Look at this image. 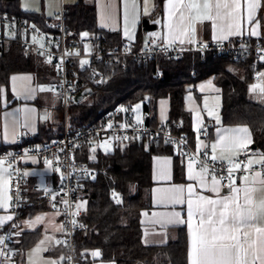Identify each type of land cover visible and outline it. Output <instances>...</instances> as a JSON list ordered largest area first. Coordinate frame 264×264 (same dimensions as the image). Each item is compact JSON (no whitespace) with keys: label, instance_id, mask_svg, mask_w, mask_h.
<instances>
[{"label":"trees","instance_id":"16d2710c","mask_svg":"<svg viewBox=\"0 0 264 264\" xmlns=\"http://www.w3.org/2000/svg\"><path fill=\"white\" fill-rule=\"evenodd\" d=\"M164 1L154 0L151 18L161 15ZM0 15L33 23L43 32L53 35L57 33L53 20L22 11L18 0H0ZM65 25L73 31L67 43H75L81 34L90 33L99 35L105 46L125 44L114 33L97 28L94 7L82 0L66 8ZM10 28L14 29L13 26ZM142 33L140 27L135 42L131 44L134 49L141 48ZM14 34L19 37L17 29ZM258 69L264 71V63H260ZM253 71L250 60L230 62L222 58H208L201 62L198 55L188 54L178 60L159 57L147 63L129 60L122 66H100L98 73L92 76L85 72H75L72 76L76 95L86 89L89 93L81 100L75 97L69 102L68 125L71 129L100 126L107 123L108 117L111 124L136 122L131 119L130 109L138 102L141 103V120L157 128L156 103L161 98H168L169 117L164 126L174 129L172 124L179 122L180 128L175 129V132L183 134L189 145L193 146V135L189 127L190 113L185 109L184 101L185 93L189 90L187 85L195 86L197 82L212 77L215 87L220 89L218 109L221 123L246 126L253 143L264 154V105L248 97V88L254 83ZM21 72L33 73L37 81L43 84H50L55 79L52 69L40 55L14 42L2 43L0 86L7 84L10 74ZM193 91L200 103V93L195 88ZM58 102L56 122L40 126L37 135L25 143L41 146L61 134L63 115L59 99ZM115 111L118 113L115 114ZM146 113L149 118L143 119ZM213 126V123H207L208 137L211 136ZM71 152L78 163L108 167L104 177L76 180V186L85 200L81 220L86 223V228L78 239V250L87 257L84 264L90 263L88 252L94 250L100 253L99 261L112 264H187V236L184 227L169 229L165 245H144L141 242L139 221L140 212L150 208L152 157L170 155L176 166L184 159V153L179 147L158 137L148 139L146 144L128 139L118 141L107 152H101L92 143L81 144L72 148ZM42 209V206L34 203L27 207L23 215L26 212L32 215ZM23 238L25 240L21 250L35 241V235Z\"/></svg>","mask_w":264,"mask_h":264},{"label":"crops","instance_id":"0c3cea01","mask_svg":"<svg viewBox=\"0 0 264 264\" xmlns=\"http://www.w3.org/2000/svg\"><path fill=\"white\" fill-rule=\"evenodd\" d=\"M78 0H18L19 7L24 12H30L40 14L43 17L53 20L56 23V15L60 9H64L77 3ZM86 4H90L95 9V22L98 29L114 33L117 35L119 41L123 43L132 44L137 38L139 28L141 27L142 20L148 19L151 26L155 25L154 29L148 32L142 33L141 47L145 41L149 38H155L160 44L166 45L165 38L167 36L169 23L168 14L165 5L167 0L162 4L161 15L156 18H151L154 9V0H148L147 12L144 13V0H135L136 12L135 20L133 21V0H82ZM202 2V0H200ZM127 10V22L125 20V12ZM195 15V12L192 13ZM213 15L215 13L213 12ZM241 15L243 17L241 24V34L229 36L227 39H215V36L219 35V25L227 23L226 21L216 20L214 27L213 20L205 19L203 21L195 22V35L192 36V40L206 42H237V41H260L264 42V0H261V7L256 10L255 19L259 21L258 35H251V29L253 25L247 22L246 4L244 0H241ZM179 13L173 18V23L178 22ZM188 21H185L187 24ZM33 24V23H31ZM34 25V24H33ZM35 26V25H34ZM36 27V26H35ZM131 35V39L125 35V30ZM191 35V34H190ZM188 42V38H185L184 44L174 43L172 45H188L192 44ZM262 78L259 82H254L256 86L254 93V101L264 105V92L261 91L264 88V71H262ZM15 77V79H13ZM41 89H45L41 91ZM49 89L51 87L48 84L39 83L33 73L21 72L13 73L8 77L6 85L0 86V147L13 148V142L16 137L21 138L23 144L26 147H39L40 145H29L25 143L28 139H32L37 135L39 127L43 125H50L56 122V109L58 105L53 104L49 95L51 94ZM56 94V93H55ZM200 103L197 108L188 110L190 115V132L193 135V147L195 150L208 154L211 156V144L216 142L219 136L230 134L229 130L237 128H245L241 125H224L221 123L219 114V101L217 98V109L214 113L202 108L201 97L205 94L200 93ZM169 99L161 98L156 103V124L162 126L167 123L169 117ZM140 119L142 118V110L140 108ZM132 121H136L133 117L132 108L130 109ZM219 121V122H217ZM207 123H213V129L211 136L208 137ZM247 128V127H246ZM248 129V128H247ZM249 132V129H248ZM250 133V132H249ZM240 135H245L241 133ZM250 139L251 134H250ZM207 146V147H205ZM248 158L253 159V165L257 164L256 161L264 154L257 148L253 141L248 145ZM250 152V153H249ZM243 153H240L241 155ZM217 157H220L219 146L216 152ZM226 158L230 157L235 159L239 156L235 152L224 153ZM219 163H227V159L224 161H217ZM178 163V162H177ZM192 163L193 174L200 171V168L194 161L180 160L175 166V161L170 155L154 156L151 159V186L149 189L150 195V208L142 210L140 212V224H141V242L144 245H165L168 239V230L176 227H184L187 236V264H189V249H190V234L187 226V203L177 204L172 203L166 199V196L171 189L183 186L184 198L188 197V185L193 186L194 195H206L212 198H216L211 192L202 190L196 180H189L187 178L188 165ZM23 172L25 176V187L28 198V207L35 203V205L42 206L43 209L30 215L25 213L19 220L18 231L13 235L10 242V248L15 249L18 252L17 264H26L28 259V252L38 246L40 253L53 257L55 263L61 261V250L58 247V242L62 238L61 221L59 210L53 206L52 203H47L43 200L45 192L49 191L56 183H58L62 177V171L60 168L54 165L46 164L45 160H40L34 155H24L22 158ZM3 167V166H2ZM5 168V167H3ZM7 169V168H6ZM8 170V169H7ZM242 175L248 176L247 183H251L254 178V173H244L238 175L236 179V186L243 187L240 177ZM206 178L211 181V174L207 173ZM5 179L7 183L4 185V195L2 202L5 207H0V218L11 216L10 211V199H9V171L5 173ZM259 179H264L261 175ZM257 183L255 187L258 189L254 193L255 199L259 201L264 198V185ZM228 189V191H226ZM221 196L230 195L228 187H221ZM83 204V208L85 203ZM179 212L181 219L185 223L169 224L164 222V217L168 214ZM37 217H42V220L37 221ZM11 220H6L4 226ZM34 222L32 226H29L27 222ZM193 227L197 223L196 220L192 221ZM259 227L264 228V218L257 221ZM19 233V235H17ZM35 235V241L26 249L21 250L23 237ZM41 241L43 243L41 244ZM46 249V250H44ZM92 252H88L89 264H93L91 259L95 260V264H112L110 262L99 261L97 257L91 255ZM92 256V257H91Z\"/></svg>","mask_w":264,"mask_h":264},{"label":"built area","instance_id":"2783aa9c","mask_svg":"<svg viewBox=\"0 0 264 264\" xmlns=\"http://www.w3.org/2000/svg\"><path fill=\"white\" fill-rule=\"evenodd\" d=\"M65 15L64 9H60L57 13L55 23L57 33L54 35L43 32L20 18L0 15V29L6 25L9 32V35L5 36L0 31V45L14 42L21 45L25 50L40 55L49 66L53 67L55 79L48 85L54 89L57 98L61 101L63 115V130L51 142L31 148L26 147L21 138L16 137L13 148L0 147V160L5 161L2 166L7 168L10 174L9 196L12 214V220L7 225L0 227V240L4 241L3 244H0V264H17L18 252L10 248V242L13 235L18 231L19 217L28 207L22 165L24 155H34L40 160L51 161L52 165L62 171L60 181L43 195V200L55 205L60 214L62 238L58 242V247L62 256L61 261L56 264H84L86 262V255L78 250L79 235L85 230L86 223L81 220L83 207L77 208V205L85 203V200L76 186V180L104 177L108 168L76 162L72 157V148L81 144L92 143L94 145L101 144V146H107L111 149L118 141L128 139L146 144L148 139L160 137L164 142L179 147L184 153V160L194 161L199 168H201V161L205 159L203 152L195 150L193 146L189 145L183 134L175 132V129L180 128L179 122L172 124L174 129H167L164 125L152 128L143 120L139 123L111 124L110 117H108L107 123L100 126H80L71 129L67 121V107L69 102L76 97L72 76L75 72H85L92 76L98 73L100 66H122L129 60L136 63H147L159 57L166 60H178L190 54L198 55L201 62L208 58H222L230 62L250 60L254 68L253 81L259 82L262 78V72L258 69V65L264 63V42L197 41L183 46H168L160 44L151 37L145 41L140 49H134L129 43L122 46H105L99 35L87 33V37L82 38L81 34L75 43H67V38L73 34V31L67 29ZM11 26L14 29L10 28ZM16 29L19 37L14 34ZM33 37H36L35 42L31 41ZM82 60H87L88 63L81 65ZM117 113L118 111H115V114ZM148 118L147 113L143 115V119ZM247 158L241 154L235 159L245 161ZM207 163L209 164L208 173L212 175V162L209 159ZM216 166L218 175L223 174L226 177L228 163L216 162ZM254 171H261V175L264 176V168L260 164H254L247 173H254ZM244 173L242 170L236 171L233 173V177L236 178ZM227 183V180L222 181V185ZM113 193L114 190L112 189L111 194ZM64 201H67V204ZM73 221L76 223L73 224Z\"/></svg>","mask_w":264,"mask_h":264},{"label":"snow or ice","instance_id":"6c2138e0","mask_svg":"<svg viewBox=\"0 0 264 264\" xmlns=\"http://www.w3.org/2000/svg\"><path fill=\"white\" fill-rule=\"evenodd\" d=\"M244 3L246 4L247 22L253 25L251 35L256 36L258 35L257 30L260 24L255 19V13L261 7V0H244ZM147 4L148 0H144L145 14H148ZM165 7L169 19L167 24L168 32L165 38L166 45L174 43L182 45L185 43L186 37L189 43L194 42L191 37L196 32L195 22L205 19L213 20L214 27H216V20L227 22L219 25V35L215 36V39L223 40L229 36L241 34V21L243 19L241 15V0H202V2L200 0H167ZM135 12L136 4L135 0H133V21L135 20ZM193 12H195V15H192ZM213 12L215 15H213ZM177 13H179L178 22L173 23V18L176 17ZM127 16L126 10V22ZM185 21H188V23L185 24ZM87 35V33H83L82 38L87 37ZM125 35L129 39L132 38L127 29L125 30ZM35 40L36 37H33L34 42ZM76 54L78 55L79 53ZM87 63V60L81 61V65ZM255 87L253 86V91ZM44 90L41 89V91ZM261 91L264 92V88ZM139 108L140 105H136L134 111ZM121 110L125 111V109ZM137 122H140L139 117H137ZM229 133L219 136L217 141L211 144L212 154L209 157L205 153V159L201 161V168L198 173L193 174L192 163L188 165L187 178L196 180L202 190L213 193L216 198L206 195H194L191 184L188 185L187 200L184 198L183 186L169 190L166 196V199L172 203H187L186 222L191 238L188 254L189 264H264V228L259 227L257 224L259 219L264 218V198L257 201L254 196V193L258 191L255 184L257 179L261 177V171H254V178L251 183H247V175H242L240 180L244 186H236V179L233 177V173L241 170L245 173L249 172L253 168V159L249 157L245 161H239L230 157L226 158L223 154L235 152L238 155L243 153L247 157L248 145L252 141L246 127L229 130ZM241 133L245 135H240ZM218 146L222 153L220 157L216 155ZM209 159L212 162L210 182L206 178V174L209 171V164L207 163ZM225 159H227L228 163L226 177L223 174L218 175L216 166L218 160L224 161ZM4 163L5 161L0 160V207H5L2 197L4 195V185L7 183L5 173L8 170L2 167ZM51 163V161H46L48 165H51ZM256 163L264 168V157H261ZM221 167H223L222 164ZM224 180H227L228 183L222 185ZM259 183L264 185V179H259ZM222 186L229 188L230 195H220ZM119 202L117 199V203ZM64 203L67 204V201H64ZM53 206L55 207V205ZM82 206L83 204H79L77 208ZM163 219L164 222L169 224L185 223L181 219L179 212L168 214ZM6 220H12V217L0 218V227L4 226ZM36 220L40 221L42 217H37ZM193 220L197 221L195 228L193 227ZM27 223L32 226L34 222L29 221ZM75 223L73 221V224ZM3 243L4 241L0 240V244ZM42 243L43 241H41ZM33 251H40L39 246ZM91 255L97 257L100 253L96 251L92 252Z\"/></svg>","mask_w":264,"mask_h":264},{"label":"rangeland","instance_id":"374dc122","mask_svg":"<svg viewBox=\"0 0 264 264\" xmlns=\"http://www.w3.org/2000/svg\"><path fill=\"white\" fill-rule=\"evenodd\" d=\"M0 31L5 36L9 35L8 28L6 25H4L0 29ZM31 41L33 42V38L31 39ZM37 42H39V41H37ZM50 68L53 71V67L50 66ZM253 86H255V85L252 83V85L249 86V88H248V97L251 100H255L254 95H252L254 93L252 90ZM187 88L189 90L185 93V96H184L185 109L186 110H193V108H197V106H199L196 95L194 94V91H193V89L195 88L197 93L205 94L201 97L202 108L210 111V113L215 112V110L217 109V106H218L217 105V98L219 97L218 92L220 91V89L215 87L212 77H209V78H206L204 80L197 82L195 86L187 85ZM49 91L51 93L49 95V97H50L51 101L53 102V104L59 105L58 98L55 94L54 89H50ZM136 105H140V108H141V103L137 102L132 106L133 117L135 120H137V117H139V119H140V116H141L140 115V113H141L140 108L138 110L134 111V109L136 108ZM94 147L98 148L101 152H107L108 150H110L107 146H101V144L94 145ZM94 261L95 260L91 259V262L93 264H95ZM26 264H56V263H55V260L53 261V257L48 256V255L43 254V253H40V252H33L32 253L30 250L28 252V259L26 260Z\"/></svg>","mask_w":264,"mask_h":264},{"label":"water","instance_id":"95a60500","mask_svg":"<svg viewBox=\"0 0 264 264\" xmlns=\"http://www.w3.org/2000/svg\"><path fill=\"white\" fill-rule=\"evenodd\" d=\"M141 27H142L143 32H148L149 30L154 29L156 26L155 25L151 26L148 19H143ZM87 93H89L88 89L78 93L75 99L81 100L83 96H85ZM226 191H228V189H226Z\"/></svg>","mask_w":264,"mask_h":264},{"label":"bare ground","instance_id":"6f19581e","mask_svg":"<svg viewBox=\"0 0 264 264\" xmlns=\"http://www.w3.org/2000/svg\"><path fill=\"white\" fill-rule=\"evenodd\" d=\"M55 24V23H54ZM36 26V25H35ZM19 224V223H18Z\"/></svg>","mask_w":264,"mask_h":264}]
</instances>
